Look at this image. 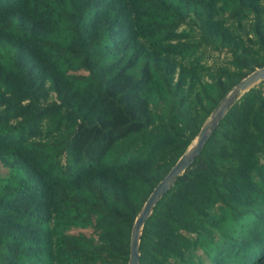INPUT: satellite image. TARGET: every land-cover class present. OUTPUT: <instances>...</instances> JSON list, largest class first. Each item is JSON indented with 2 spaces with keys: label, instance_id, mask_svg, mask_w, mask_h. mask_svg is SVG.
<instances>
[{
  "label": "trees",
  "instance_id": "trees-1",
  "mask_svg": "<svg viewBox=\"0 0 264 264\" xmlns=\"http://www.w3.org/2000/svg\"><path fill=\"white\" fill-rule=\"evenodd\" d=\"M263 64L264 0H0V264H126ZM138 238L137 264H264V79Z\"/></svg>",
  "mask_w": 264,
  "mask_h": 264
},
{
  "label": "water",
  "instance_id": "water-1",
  "mask_svg": "<svg viewBox=\"0 0 264 264\" xmlns=\"http://www.w3.org/2000/svg\"><path fill=\"white\" fill-rule=\"evenodd\" d=\"M261 79H264V64L254 67L244 76H242L236 83H234L229 88V90L219 98L217 103L209 112L207 118L200 125L193 139L179 154L166 173L151 188L140 208L138 209L136 215L134 216L130 227L126 264L138 263V236L141 226L148 216L152 205L156 202L159 196L164 193L169 186L172 185L175 176L179 174L197 155L204 141L208 137L210 130L215 126L217 120L223 115L229 105L244 90Z\"/></svg>",
  "mask_w": 264,
  "mask_h": 264
},
{
  "label": "rangeland",
  "instance_id": "rangeland-1",
  "mask_svg": "<svg viewBox=\"0 0 264 264\" xmlns=\"http://www.w3.org/2000/svg\"><path fill=\"white\" fill-rule=\"evenodd\" d=\"M106 159H107V161L109 160V158L108 157H106ZM4 168L2 167V166H0V172L2 173V172H4ZM78 230V228H71V231L72 232H75V231H77ZM90 228L89 227H87V228H82V231H84V232H86V233H88V232H90ZM199 251V250H198Z\"/></svg>",
  "mask_w": 264,
  "mask_h": 264
}]
</instances>
